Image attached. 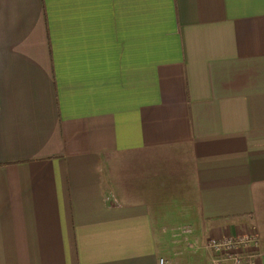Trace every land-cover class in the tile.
Instances as JSON below:
<instances>
[{
	"label": "crops",
	"instance_id": "crops-1",
	"mask_svg": "<svg viewBox=\"0 0 264 264\" xmlns=\"http://www.w3.org/2000/svg\"><path fill=\"white\" fill-rule=\"evenodd\" d=\"M264 264V0H0V264Z\"/></svg>",
	"mask_w": 264,
	"mask_h": 264
},
{
	"label": "built area",
	"instance_id": "built-area-1",
	"mask_svg": "<svg viewBox=\"0 0 264 264\" xmlns=\"http://www.w3.org/2000/svg\"><path fill=\"white\" fill-rule=\"evenodd\" d=\"M208 247L216 255L214 264H255V252L258 248L256 235H244L209 242ZM159 264H163L160 260Z\"/></svg>",
	"mask_w": 264,
	"mask_h": 264
},
{
	"label": "rangeland",
	"instance_id": "rangeland-1",
	"mask_svg": "<svg viewBox=\"0 0 264 264\" xmlns=\"http://www.w3.org/2000/svg\"><path fill=\"white\" fill-rule=\"evenodd\" d=\"M211 240H213V239H210V240H208L207 241V247H208V245H209V242L211 241ZM208 249H210L209 247H208ZM210 251L213 253V251L210 249ZM214 254V253H213ZM215 255V254H214ZM215 260H216V255H215Z\"/></svg>",
	"mask_w": 264,
	"mask_h": 264
}]
</instances>
